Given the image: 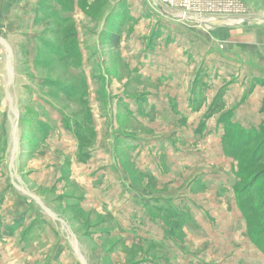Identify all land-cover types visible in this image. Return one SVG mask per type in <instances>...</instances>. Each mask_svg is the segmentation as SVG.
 <instances>
[{
  "label": "crops",
  "instance_id": "obj_1",
  "mask_svg": "<svg viewBox=\"0 0 264 264\" xmlns=\"http://www.w3.org/2000/svg\"><path fill=\"white\" fill-rule=\"evenodd\" d=\"M15 1L0 3V64L5 62V67L10 51L16 52L10 37L30 33L29 17H15L13 10L26 13L28 0ZM109 13L108 8L103 22ZM83 20L93 22L89 16ZM174 34H161L162 41L151 49L129 45L120 51L129 56L134 81L151 85L144 93L102 88L108 76L102 73L100 83L96 70L89 67L86 72L83 59L87 94L71 98L85 99L89 112L69 114L80 124L76 128L64 125L60 106L44 95L40 99L60 114L59 123L45 107V111L29 105L23 109L17 162L21 172L29 159L36 166L42 162V168L29 169L23 176L27 188L34 187L40 194L37 200L43 206L29 200L27 188L10 180L5 184L0 170V244L11 242L17 257L27 254L21 264H125L119 251L95 248L105 238L115 239V245L124 249L151 245L154 256L138 257L130 264H264V254L237 203L239 164L232 153L236 137L264 129V33H257L255 41L249 36L252 41L246 42L244 52L230 62L236 77L227 83L220 106L214 109L222 84L202 95L201 89H193L194 72L189 74L190 68L197 71L203 62L200 44L205 41H196L197 62H190L189 38L197 39V33H177V43L167 38ZM130 38L142 39L143 33ZM24 50L32 61L38 60L37 46L27 45ZM180 55L186 58L181 61ZM141 65L149 77L141 76ZM37 80L44 91L54 83L42 77ZM44 112L53 117V124ZM3 116L7 117L5 112ZM38 129L41 135L36 139L33 131ZM50 137L59 139L68 153H54ZM65 186L73 188L75 195L62 193ZM46 192L57 195L51 200L44 196ZM73 198L78 209L92 218L86 232H81L79 219L67 213Z\"/></svg>",
  "mask_w": 264,
  "mask_h": 264
},
{
  "label": "rangeland",
  "instance_id": "obj_2",
  "mask_svg": "<svg viewBox=\"0 0 264 264\" xmlns=\"http://www.w3.org/2000/svg\"><path fill=\"white\" fill-rule=\"evenodd\" d=\"M160 1L121 0V4L118 6L116 0H28L26 1L28 4H25L28 7L26 13H22L16 8L13 9L15 17H23L25 14V17H29L30 22L27 30L30 33H14L13 37H10L11 48L17 54L16 52L12 54L10 49L7 67H5V62L0 64V159H2L0 170L5 179V184L10 180L15 185L26 189L27 185L24 181L26 183L27 181L23 174H27L29 169L42 168V162L40 166H36L33 163L35 161L29 159L28 163L23 164L24 169L21 172L17 162L20 135L19 118L27 105L32 110L45 111L43 107L50 109L56 116V122L59 123L60 114L40 99L46 96L60 106L64 125L70 127L73 124L75 128L80 124H76L77 119H72L69 114L76 116L86 111L89 112L85 99L82 102L71 98V95L76 94L82 99L87 94L88 85L81 66L83 59L86 62V72H89L87 71L89 67L96 70L95 77L100 78V83L102 73L108 76V82L104 85L101 83L102 88L106 86L113 89L114 92L118 90L121 92L123 89L126 94L136 95L144 93L151 88V85L144 83L143 86H139L137 81H134L135 73L128 68L131 65L127 63L129 56L121 54L120 51L123 52L124 48L129 47V45L135 47L141 45L151 49L156 41L163 37L161 36L163 33H175L173 38L167 37L171 42H176L177 33H186L190 36L198 35L197 39L189 38L190 62H197V55L194 53L196 41L198 39V43L202 40L205 41V43L200 44V48L204 49L201 51L204 52L201 56L204 57L203 62L199 64L197 71L190 68L191 73L189 72V74L192 72L195 74L193 89H201L200 93L205 95L210 92L209 90L217 89L222 84L217 93L223 95L227 83L236 77L234 74L236 70L230 62L237 61L236 57L240 54L239 51L244 52L246 42L255 41L257 33H264V0H172L173 3L171 4L174 7L163 5V3L160 6ZM17 2L14 0V3ZM158 4L161 9L157 8ZM18 5H23V3H18ZM187 7H190V10H196L203 20L191 22L179 17ZM108 8L110 10L109 16L103 22V15ZM209 10L219 13L217 15L220 18L206 22L207 19L203 14L206 15ZM86 16L91 17L93 22H85L83 18ZM133 33H143V38L131 39ZM249 36L253 37L252 40ZM140 39L141 43L139 44L138 40ZM191 41L195 44H192ZM178 44L175 45L179 46ZM27 45L32 48L33 46L39 48V53L36 56L38 60L32 61L30 55L29 58L27 57L24 50ZM8 46L10 47V45ZM121 47L122 49H120ZM219 56L222 57V60L219 59ZM179 58L183 61L186 56L183 58L180 55ZM32 62H35L34 66H32ZM143 64L145 63L143 62ZM141 68L143 71L141 76L143 78L149 77V75L147 76L148 70L143 65ZM137 69L135 68L136 72ZM237 72L243 73L241 68ZM34 77L51 79L54 80V83H49L46 86L48 88L44 91V87L37 85L39 80L34 79ZM73 78L78 80L75 82ZM198 85L199 87H197ZM207 90L209 92H206ZM4 112L7 117L3 116ZM41 114L43 115V112ZM44 114L47 116L45 119L53 124V117H49L50 115L48 116L45 112ZM4 126L5 129H3ZM39 131V129L33 131V135L40 136ZM43 133L45 134V132ZM46 134H49V131ZM58 140L51 139V137L48 139L49 145L53 148L52 151L54 153L59 151L68 153L67 150L61 148ZM243 153L245 152L239 154V158H242L240 159L242 165L247 159ZM44 161L50 160L46 158ZM256 167L258 168V166ZM257 168L253 167L249 171V175L245 174L242 179L239 175L238 189L244 186L248 176L252 175ZM18 181L23 182L18 183ZM34 189V187L32 189L27 188L29 200H33L37 206H43V202L40 201V194ZM71 190L75 191L73 188L65 186L62 193L75 195L76 191ZM20 192L22 191L20 190ZM45 195L52 200L57 194L46 192ZM246 199H248L246 194L238 196V206L240 207V203L245 202ZM70 203L67 213L75 221L79 219L77 224L81 232H86V223L92 220L91 216L78 209V202L74 198ZM42 210L46 211L43 208ZM250 216L256 220L253 222L255 225L258 220L264 218V212L257 215L250 213ZM99 218L100 216H98ZM260 241L258 240V242ZM6 244H0V264H21L23 257L25 258L27 254H22L21 258L17 257L13 254L16 253V246L11 245V242ZM115 244V239L105 238L95 244V248L100 246L106 250H111L109 251L111 253L114 250V252L119 251L124 257L125 264L134 262L133 260L138 257H151L155 254L150 250V244L132 246L127 249L119 248L118 244ZM258 247L264 254L261 246L258 245Z\"/></svg>",
  "mask_w": 264,
  "mask_h": 264
},
{
  "label": "trees",
  "instance_id": "obj_3",
  "mask_svg": "<svg viewBox=\"0 0 264 264\" xmlns=\"http://www.w3.org/2000/svg\"><path fill=\"white\" fill-rule=\"evenodd\" d=\"M220 98L221 95L217 94L215 101L213 102V109L220 106ZM232 146V153L238 160L239 175L241 176V179L245 176V174L249 175V171L252 170L253 167L257 168L256 166H258L253 174L248 176L244 186L238 190V196L246 194L248 198L245 202L240 203V209L247 221L249 233L255 243L261 246V249L264 252V218L260 221L258 220V222L253 225V222L256 220L250 216V213L257 215L264 212V129L241 138H239V136L236 137ZM242 152H245L243 154L247 157L243 165L240 163V159L242 158H239V154ZM258 240L260 242H258Z\"/></svg>",
  "mask_w": 264,
  "mask_h": 264
},
{
  "label": "built area",
  "instance_id": "obj_4",
  "mask_svg": "<svg viewBox=\"0 0 264 264\" xmlns=\"http://www.w3.org/2000/svg\"><path fill=\"white\" fill-rule=\"evenodd\" d=\"M3 1H5V0H0V3ZM187 2H189V1H187ZM162 3H163V5L174 7V5L171 4V3H173L172 0H161L159 3L160 6H162ZM198 4H200V3H198ZM170 12H172V11H170ZM197 13L198 12L196 10H194V9L190 10V7H187V9H185V11H183L180 15H181L182 19H187L188 21H191V22L192 21H202L203 18H201V16H199ZM217 14H219V13H215L214 10H209V12H207L206 15L203 14V16L205 17V19H207L206 22H208V21L217 19L219 17ZM0 52H1V47H0Z\"/></svg>",
  "mask_w": 264,
  "mask_h": 264
},
{
  "label": "bare ground",
  "instance_id": "obj_5",
  "mask_svg": "<svg viewBox=\"0 0 264 264\" xmlns=\"http://www.w3.org/2000/svg\"><path fill=\"white\" fill-rule=\"evenodd\" d=\"M179 17H181V15Z\"/></svg>",
  "mask_w": 264,
  "mask_h": 264
}]
</instances>
